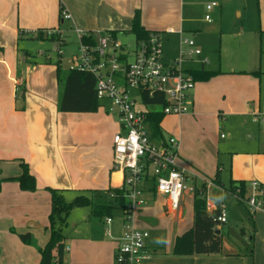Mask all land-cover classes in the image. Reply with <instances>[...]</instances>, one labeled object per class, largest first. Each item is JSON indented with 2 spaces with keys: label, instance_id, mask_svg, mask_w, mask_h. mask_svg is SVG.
I'll use <instances>...</instances> for the list:
<instances>
[{
  "label": "crops",
  "instance_id": "obj_1",
  "mask_svg": "<svg viewBox=\"0 0 264 264\" xmlns=\"http://www.w3.org/2000/svg\"><path fill=\"white\" fill-rule=\"evenodd\" d=\"M184 6V0H0L1 259L7 260L9 256L17 258V262L13 260L16 264H33L30 263L33 258L34 264H38L39 252L23 243L18 235L30 232L38 243L35 237L40 233L42 240L38 247H43L48 241L49 232L45 228L50 211L48 187L61 190L72 199L80 194L95 198L98 195L96 191H106L122 185V176L113 167V133L108 134L104 128L98 130L99 124L104 127L109 122L107 106L100 101L101 107L105 109L100 114L98 111L60 112L57 108L59 86L56 66L55 63L54 66L50 64L55 60L47 51H51L52 47L40 50L43 61L34 65L32 55L26 49L29 41L35 40L42 44L50 42L37 39V31L54 29L63 33L64 46L67 45L70 34H74L78 43L77 32L97 37L104 32L116 31L117 38L120 34L129 33L134 12L139 10L142 27L149 31L163 32L164 45H173L177 55L180 33L186 36L185 31L189 30L185 27L188 20L183 16ZM60 8L69 13L67 20H60ZM203 20L211 22V19L207 21L204 17ZM261 30L264 31V15L261 18ZM173 35L175 39L171 40ZM191 35L194 39L195 32L192 31ZM176 55L174 52L168 60ZM184 67L188 70L206 69V64L200 63L196 68ZM43 72L44 76L39 75ZM20 84L24 85V103L22 100L21 105L16 103L17 98H20V94L16 95ZM191 92L190 112L164 118H176L180 124L182 117L189 120L197 117L199 112L194 110ZM232 106L249 107L247 100L234 101ZM164 118L160 123L163 138L175 136L178 139L177 163L198 177L210 179L204 173L205 169L199 164L200 161L186 150L180 125L176 133L174 127H164ZM92 123L95 124L91 125ZM91 126L93 130L87 133V127ZM118 130L117 123L116 132ZM21 160L27 163L30 174L35 178V191L22 190L17 181L5 180L21 174ZM255 180L264 185V173ZM225 188L223 184L211 189L212 198L217 204H224L221 191L224 190L228 195ZM146 197L151 206L145 205L136 219L137 227L149 231L146 240L149 258L144 264H264V210L250 213L248 207L235 198L248 212L247 219L251 225L249 232L241 228L242 237L229 240L222 233L221 224H218L217 229L222 237L219 253L174 255L172 249L175 238L192 225L193 199L187 195L179 210L167 213V200L164 196L147 192ZM190 202L192 210L188 212ZM17 207H24L28 213H35L34 220L16 223L13 213ZM2 209L9 211L7 216H2ZM207 212L212 214L216 211ZM226 213L227 223L233 218L229 211L226 210ZM102 221L101 234H98L100 229H93L90 223L88 229H93L92 234L79 240L74 239L71 247L67 244V238L65 239L64 264H115L116 242L105 234L104 218ZM31 223L37 227L29 225ZM114 230L119 235L121 224L117 227L115 225ZM0 264L9 263L7 261Z\"/></svg>",
  "mask_w": 264,
  "mask_h": 264
},
{
  "label": "rangeland",
  "instance_id": "obj_2",
  "mask_svg": "<svg viewBox=\"0 0 264 264\" xmlns=\"http://www.w3.org/2000/svg\"><path fill=\"white\" fill-rule=\"evenodd\" d=\"M210 1L212 0H184L183 16L188 20L185 27L189 29L185 32L188 37H193L192 31L195 32L194 40L202 51L201 58L208 60L206 69L219 70L220 73L207 81L195 82L192 92L190 91L194 100V110L199 112L197 117H191L190 120L182 117L180 124L176 118L166 117L164 127H174L178 133L180 125L186 150L200 161L199 164L205 169L204 173L210 178H214L219 171L221 183L225 187H228L230 178H237L244 179L250 189L251 182L256 181L255 179L264 173V31L261 30L264 0H214L218 6L207 11L205 6ZM207 12L211 19L209 23L203 20ZM117 38L129 45H133L135 40L131 33L120 34ZM171 38L174 40V35ZM58 39L61 38L58 36ZM50 42L45 41L42 44L35 40L29 41L26 49L31 53L34 65L43 61L40 50H46L54 45L63 48L64 54H57L52 49L47 51L55 61L58 59L61 62L63 68H68L69 57L76 52L78 45L74 34L69 35L66 46L57 45V41ZM163 51L165 61H169L174 52L176 55L174 46L168 43H165ZM54 63L50 64L54 66ZM199 64L198 61H188L184 66L196 68ZM39 75L44 76L45 72ZM132 95H135V92H132ZM244 100H247L249 107L232 106L234 101ZM21 102L20 96L16 103L21 105ZM102 104L108 106L105 101H102ZM152 108L161 109L160 106ZM97 111L100 114L105 109L100 106ZM217 114L220 116L217 117ZM108 115V124L104 127L99 124L98 130L104 128L108 134L114 135L117 120L112 111ZM93 124L95 123L91 125ZM90 130H93L92 126L87 127V133H90ZM221 192L226 210L233 218L221 224L222 233L229 240H233L234 237L240 239L241 228L246 232L251 230L247 219L248 212L231 194L227 195L224 190ZM190 196L193 199V195ZM64 197L66 200L71 199L70 195ZM145 205L151 206V202ZM16 209L13 213L16 223L34 220L35 213L26 212L24 207ZM187 209L191 212V202ZM8 212L7 209H2V216H7ZM113 220L117 227L122 220L121 210H113ZM102 222V218L90 216L89 208H73L67 216V225L63 230L68 246L71 247L74 239L79 240L90 235L93 229L97 231L100 229L98 234H101ZM90 223L93 229L89 230ZM29 225L37 227L32 223ZM35 238L38 243L42 240L40 233ZM38 243L33 239L29 245L38 252ZM7 258V260L0 258V262L16 264L17 258L9 256ZM30 263H35L33 258Z\"/></svg>",
  "mask_w": 264,
  "mask_h": 264
},
{
  "label": "built area",
  "instance_id": "obj_3",
  "mask_svg": "<svg viewBox=\"0 0 264 264\" xmlns=\"http://www.w3.org/2000/svg\"><path fill=\"white\" fill-rule=\"evenodd\" d=\"M218 3L206 4L210 11ZM70 17L62 12V19ZM204 19L210 21L207 12ZM171 31V30H169ZM45 33L56 36L57 45H64L63 33L59 30H46ZM76 52L69 57L70 69L84 70L95 78L96 97L106 101L107 112L112 111L119 125L113 135V167L122 176V185L126 187L128 200L120 221L122 230L115 234L113 217L104 218L105 234L116 242L115 264H144L149 258L146 240L149 231L137 227L139 211L147 202L146 193L154 192L166 198V212L173 213L181 208L182 200L193 195L202 183H205V205L219 224L227 221L224 204H217L211 195L216 184L207 178L193 174L185 166L177 163L178 139L175 136L157 138L152 135L150 115L162 112L164 116H181L190 112L189 93L195 81L184 63L202 59V51L192 37L180 33L178 52L175 58L164 59V33L153 31L144 40H134L133 45L122 43L108 32L94 37L92 42H84L87 33L77 32ZM57 54H64L63 48L52 46ZM135 92V95H132ZM162 95L165 106L154 102H145L144 98L153 99ZM160 106V110L152 107ZM188 193L187 195H185ZM243 202L250 212L264 210V188L257 181L251 182L250 192L242 198L230 193Z\"/></svg>",
  "mask_w": 264,
  "mask_h": 264
},
{
  "label": "trees",
  "instance_id": "obj_4",
  "mask_svg": "<svg viewBox=\"0 0 264 264\" xmlns=\"http://www.w3.org/2000/svg\"><path fill=\"white\" fill-rule=\"evenodd\" d=\"M63 8H60L59 18L62 19ZM153 32L142 27L140 22V12L135 10L132 17V25L129 33L133 34L136 40H144ZM112 36H116V31H108ZM37 39L55 41V35H47L45 31H37ZM84 42L94 41V35L82 37ZM56 80L59 84V98L57 108L60 112L86 113L96 112L101 106L100 100L96 97L95 78L89 72L84 70L63 68L61 62L57 59ZM193 80L207 81L219 70L189 69ZM256 74V72H254ZM17 94L24 99V85L17 86ZM145 102H154L165 106L166 99L162 95H157L153 99L144 98ZM162 112H155L150 115L153 137L163 138L160 123L164 118ZM20 167L22 172L17 177L5 180L17 181L19 187L26 191H35L36 182L33 175L30 174L28 165L21 160ZM216 185L223 186L221 175L216 172L214 178H210ZM261 188L264 185L260 184ZM50 193V212L48 215V224L45 227L49 232L48 241L43 247H38V264H64L63 255L65 252L64 241L66 234L64 228L67 225V216L73 208H89L90 216L105 218L113 217V210L119 209L121 212L125 209L128 200L125 197L126 187L109 188L106 191H96L98 195L95 198L84 194L76 195L70 200H66L61 190L47 188ZM230 193H235L244 198L250 192L244 180H230L228 187L225 188ZM206 185L202 183L193 196V220L191 227L174 241L172 253L174 255H192V254H213L219 253L222 247L221 234L216 233L218 222L213 214H209L205 205ZM239 201V200H238ZM241 202V201H239ZM243 203V202H242ZM251 213V212H250ZM242 232V231H241ZM19 239L26 244H31L33 236L30 232L19 234Z\"/></svg>",
  "mask_w": 264,
  "mask_h": 264
},
{
  "label": "water",
  "instance_id": "obj_5",
  "mask_svg": "<svg viewBox=\"0 0 264 264\" xmlns=\"http://www.w3.org/2000/svg\"><path fill=\"white\" fill-rule=\"evenodd\" d=\"M216 233H219V230L218 229L216 230Z\"/></svg>",
  "mask_w": 264,
  "mask_h": 264
}]
</instances>
